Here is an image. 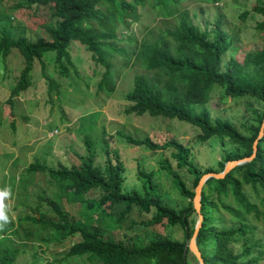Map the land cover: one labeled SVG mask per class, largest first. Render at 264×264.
Segmentation results:
<instances>
[{
	"label": "trees",
	"instance_id": "16d2710c",
	"mask_svg": "<svg viewBox=\"0 0 264 264\" xmlns=\"http://www.w3.org/2000/svg\"><path fill=\"white\" fill-rule=\"evenodd\" d=\"M6 1L0 0V79L5 76L11 79L5 99L8 103H11V96L22 93L27 87H36L38 82L49 93L56 83L46 72L48 63L59 75L70 78L72 71L73 76L80 77L69 51L71 43L75 42L103 66L96 91L101 89L109 94L113 90L115 80L107 56L115 50L127 57L133 55L147 72L132 75L131 85L123 93L125 114L146 112L176 118L198 129L196 140H206L217 134L234 144L233 149L224 151L216 160L215 168H199L188 158L189 146L181 141L168 138L156 142L147 135L135 137L117 131L131 144L149 149L173 148L171 154L176 167H183L191 178L189 186L186 185L176 167L162 158L161 166L172 175L178 192L188 198L186 205L176 209L162 202L152 179V170L137 169L142 193L122 189L123 162L116 149L104 148L102 161L97 163L92 141L85 134L82 142L86 150L76 155V164L58 162L57 167H51L33 159L26 165L25 174L33 172L40 177L34 196L29 201L24 196L17 202L24 208L21 215H16V224L22 220L30 221V227L26 226L23 234H33L38 240L47 242L51 238H46V234L35 235L49 229L61 232L59 236L78 233V239L65 249V261L59 264H73L68 257L87 259L92 264H197L193 253L183 248L184 239L191 235L196 220V212L190 207L193 187L202 173L219 171L226 160L251 152L252 140L264 116V46L246 50L241 57L233 55L232 36L220 27L219 20H215V27L200 28L190 19L186 9L179 6L182 0H152L150 4L157 8L159 15L172 16L173 20L171 25L163 26L153 40H137L124 32L138 17L137 5L143 6L145 0ZM204 1L214 3L219 0ZM10 9H22L28 17H36L49 9L55 22L45 26L47 37L40 34L26 36L17 33L19 24L13 22L15 14L8 13ZM249 11L261 15L255 20V30L264 29V0H254ZM249 11L242 10L239 16L244 18ZM123 39L133 42L134 49L130 53L118 44ZM12 48L20 54L22 64L16 73L10 74L5 60ZM226 52L228 56L224 60ZM215 87L222 90L221 96L246 98L261 104L251 107L253 122L245 133L226 118L210 117L207 101ZM110 137L105 140L107 144ZM45 177L48 180L44 181ZM22 182H25L24 178ZM90 191H95V195L87 196ZM78 201L99 210L114 227L135 208L138 213L148 214L137 221L141 225L179 224L183 238L156 235L140 243L133 238L124 239V234L116 237L111 232L113 229H99L84 218L76 217L72 202ZM199 211L202 217L195 243L203 264H254L260 259L262 250L258 247L262 243L253 237V221L264 217V126L251 159L233 165L221 177L210 175L205 178L200 189ZM192 212L194 215L189 217ZM13 221L0 232L13 226L10 232L16 234ZM2 238L13 241L6 234ZM235 244L238 247L235 248ZM18 252L17 246L0 243V264H14ZM29 262L33 264V261Z\"/></svg>",
	"mask_w": 264,
	"mask_h": 264
},
{
	"label": "rangeland",
	"instance_id": "374dc122",
	"mask_svg": "<svg viewBox=\"0 0 264 264\" xmlns=\"http://www.w3.org/2000/svg\"><path fill=\"white\" fill-rule=\"evenodd\" d=\"M7 3L6 0H3ZM254 0H219L211 3L204 0H182L180 5L185 8L190 19L201 27H215V20H219L220 27L232 36L231 53L237 57L249 49L264 46V29L255 30V20L261 15L251 14L249 11ZM152 0H145L143 6H138V17L132 20L130 27L125 29L137 40H153L163 26L172 24V16H161L156 12V7L151 6ZM3 3V2H2ZM2 7V6H0ZM242 10L249 11L244 18L239 16ZM8 13L15 14L13 22L18 23L17 33L26 36L37 34L48 36L46 25L54 24L55 19L50 15L49 9L43 10L34 17L24 13L22 9H10ZM126 52L134 49L133 42L121 40L118 42ZM69 51L76 65L77 72L81 75L75 77L70 71V78L57 74L50 63L46 64V72L54 79L56 85L49 93L40 87H27L22 93L11 96V103L5 99L9 93L8 79L5 76L0 79V188L10 187L11 197L5 201L9 206L10 220L17 229L12 234L10 229L0 232L1 245H15L19 248L14 264H54L65 261V249L70 242L78 239L79 234L73 233L59 236L61 232L52 229L44 235L50 240L41 241L32 235L25 236L23 229L30 227V221L22 220L17 225L16 215L23 212L22 205L17 204L25 196L29 201L35 194V185L40 174L27 173L25 167L28 162L37 159L51 167H57L61 163H77V154L85 153L83 135H87L92 141L94 160L102 161L103 151L106 147H114L117 156L123 162L121 173L123 180L122 189L143 192L141 180L137 175V169L152 170V179L156 183V191L161 194L162 202L176 209L187 204L188 198L182 196L172 180V175L161 166L162 158L176 167L175 158L171 154L172 147L164 149H149L140 145L125 141L117 131L128 133L135 137L149 136L156 142H162L168 138H174L189 146L188 158L199 168L206 166L216 167V160L224 151L233 149L234 144L224 136L213 134L206 140H196L198 129L182 120L167 118L161 115L125 114L123 107L125 100L123 93L131 85L134 73L145 72L133 55L125 56L118 50L107 59L111 62V71L115 80L113 90L105 94L101 89L95 90L103 66L95 62L89 56V52L83 46L73 42ZM49 56V54H48ZM228 52L223 55L225 60ZM10 67L9 73H16L22 64V58L15 48H12L5 60ZM126 61V63H125ZM72 76V78H71ZM222 90L213 88L209 93L207 107L210 117L228 119L242 133L247 131L251 120V107L260 106L258 101L246 98H232L229 95L221 96ZM27 116L24 117L23 115ZM61 118V119H60ZM12 126V127H11ZM54 126L56 129H54ZM53 127V128H51ZM109 138V144L105 140ZM180 177L189 186L191 178L183 167H176ZM24 173V175L22 174ZM25 179V182L23 181ZM45 177L44 181H46ZM48 180V179H47ZM18 195V196H17ZM87 196L95 195L90 191ZM64 203V200H62ZM72 210L76 217L84 218L99 229H113L111 232L116 237L133 238L144 243L149 238L159 235H168L171 238L182 239L183 232L179 224L168 225L165 222L144 226L138 223L148 214L138 213L131 209L129 216L120 221L118 226H112L108 217L102 216L94 207H87L84 202H72ZM77 215H76V214ZM226 214V213H225ZM192 214L189 217L193 216ZM196 216H194L195 218ZM196 219V218H195ZM254 220V219H253ZM255 233L253 237L262 243L258 248L262 250L260 259L254 264H264V217L253 221ZM113 227V228H112ZM49 228V227H47ZM9 235L13 241H7L2 235ZM53 236L58 239H52ZM235 248L238 244H235ZM190 251V250H189ZM191 252V251H190ZM67 260L73 264H92L90 260L83 258H71Z\"/></svg>",
	"mask_w": 264,
	"mask_h": 264
},
{
	"label": "water",
	"instance_id": "95a60500",
	"mask_svg": "<svg viewBox=\"0 0 264 264\" xmlns=\"http://www.w3.org/2000/svg\"><path fill=\"white\" fill-rule=\"evenodd\" d=\"M263 126H264V116L262 118V121H261V124L259 126L258 132H257L255 138L252 140L251 152L248 155H244V156H241V157L235 158V159L226 160L224 165H223V167H222V169L219 170V171H206V172L202 173L200 175L197 183L193 187V196L191 198L190 207L196 212V220H195V223L193 225V230H192L191 235L188 238L184 239L183 248H184V250H185V248H188V250H190L193 253V255L197 259V264H203L202 258L200 256V251L198 250V247H197V245L195 243V236H196L197 229H198V226L200 224L201 217H202L201 213L199 211V197H200L201 185L204 182L206 177H208L210 175L214 176V177H221L233 165L251 159L253 157L254 153H255V150H256L257 139L261 136V134L263 132Z\"/></svg>",
	"mask_w": 264,
	"mask_h": 264
},
{
	"label": "clouds",
	"instance_id": "9594fccd",
	"mask_svg": "<svg viewBox=\"0 0 264 264\" xmlns=\"http://www.w3.org/2000/svg\"><path fill=\"white\" fill-rule=\"evenodd\" d=\"M11 194L10 187L0 188V230L11 222L9 216V206L5 203V201L11 197Z\"/></svg>",
	"mask_w": 264,
	"mask_h": 264
}]
</instances>
